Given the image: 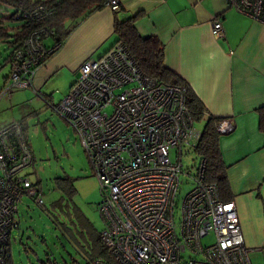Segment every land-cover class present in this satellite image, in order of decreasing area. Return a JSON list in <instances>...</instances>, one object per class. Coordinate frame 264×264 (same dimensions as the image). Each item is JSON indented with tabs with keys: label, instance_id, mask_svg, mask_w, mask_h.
<instances>
[{
	"label": "built area",
	"instance_id": "1",
	"mask_svg": "<svg viewBox=\"0 0 264 264\" xmlns=\"http://www.w3.org/2000/svg\"><path fill=\"white\" fill-rule=\"evenodd\" d=\"M243 15L264 23V0H227ZM106 6L119 9V0ZM53 14L39 2L16 17L38 23ZM212 34L224 35L219 18ZM44 28L34 29L17 48L2 89H33L39 61L47 48ZM79 75L53 109L74 129L102 199L100 237L118 264H251L253 251L244 243L233 201L223 202L217 187L204 181L205 159L189 175L193 187L181 201L176 222L175 200L182 182V155L199 136L185 102V90L141 72L122 42L103 55L84 60ZM37 94L41 92L33 90ZM223 119L217 131L233 130ZM173 151V157L171 152ZM34 154L21 120L0 126V264L10 255V234L17 226L24 196L43 207V194L27 168ZM212 234L213 241L202 240Z\"/></svg>",
	"mask_w": 264,
	"mask_h": 264
},
{
	"label": "crops",
	"instance_id": "2",
	"mask_svg": "<svg viewBox=\"0 0 264 264\" xmlns=\"http://www.w3.org/2000/svg\"><path fill=\"white\" fill-rule=\"evenodd\" d=\"M119 4L117 12L103 6L80 19L61 47L37 68L31 90L52 97L50 82L63 78L64 96L80 64L103 55L115 43V17L137 14L138 33L156 36L164 44L165 66L197 94L205 117H228L234 124L232 132L220 135L219 145L244 243L253 249L249 254L253 264L252 256L264 258V131L258 127L257 111L264 106V23L243 15L227 0H119ZM215 18L222 22V37L212 34ZM10 248L12 255L11 243Z\"/></svg>",
	"mask_w": 264,
	"mask_h": 264
},
{
	"label": "rangeland",
	"instance_id": "3",
	"mask_svg": "<svg viewBox=\"0 0 264 264\" xmlns=\"http://www.w3.org/2000/svg\"><path fill=\"white\" fill-rule=\"evenodd\" d=\"M12 11V7L0 2V23L10 31L20 25L19 21L7 18ZM5 46V43L0 41V124L16 119L25 124L34 154L33 165L27 170L31 172L33 183L39 184L46 207V210H43L30 198H22L16 215L18 227H14L10 234L12 258L17 264H38L37 258H44L46 250L51 258L56 259V264H86L79 252L82 247L78 241L86 247V242L80 239V235L86 236L87 233L102 230L103 220L97 209L102 195L79 137L71 125L52 107L63 97L60 87L65 86L66 80L60 78L50 82L52 97L43 93L37 94L30 88H17L3 93L4 77L9 71L8 64L3 65L8 51ZM223 119L232 122L228 117H222L220 121ZM202 125L203 121H196L194 127L200 131ZM232 131L218 132L222 135ZM171 156L173 157V151ZM198 162L199 158L191 146H185L182 155V182L175 200L176 222L181 201L193 187L188 174H194ZM63 176L69 177L74 191L69 193V197H65L63 202L60 200L55 203L61 197L59 183H62L60 179ZM68 210L69 222L62 214V211ZM63 222L69 224V230ZM72 236L78 238L77 242ZM42 237L45 241H42ZM212 241L211 233L202 240L203 244ZM252 260L253 264H264L261 254L252 256Z\"/></svg>",
	"mask_w": 264,
	"mask_h": 264
},
{
	"label": "trees",
	"instance_id": "4",
	"mask_svg": "<svg viewBox=\"0 0 264 264\" xmlns=\"http://www.w3.org/2000/svg\"><path fill=\"white\" fill-rule=\"evenodd\" d=\"M107 1L108 0H0L1 3L13 8L12 13L7 16V18L20 22V25L11 31L0 23V41L5 43V47L8 50L3 65L8 64L10 68V60L13 52L22 46L29 33L34 29L44 28L45 32L41 33L40 37L44 45L47 48H50L55 44H59V47L41 58L39 63L42 65L61 47L71 31L77 26L80 19L94 10L106 6ZM39 2H47L50 4L53 7V14L38 23H33L22 17H16V13L19 10L30 9L33 5ZM119 10L120 4L119 9L113 11L117 12ZM136 19L137 14H131L122 19L115 17L113 23L115 43L122 42L127 47L142 73L153 77L158 81L180 85L184 88L185 102L193 120V124H195L196 121H203L199 136L192 143L191 149L199 158V161L205 159L203 173L204 181L208 184H214L217 187L219 196L223 202L232 200L233 193L227 175L228 166L222 158L219 145L220 133L216 129V125L220 122L221 117H205L206 108L197 94L186 82H184V80L175 75L165 66L164 44L156 36L142 37L135 27ZM48 40H50L49 43L47 42ZM7 75L4 77V80ZM257 111L260 116L258 127L261 131H264V106L259 107ZM25 130L27 131L26 126ZM60 180L62 182L59 183L61 197L56 200L55 203L60 200L63 202V200L66 199L65 197H69L67 195L74 191L72 184L69 183L68 176H63ZM66 201L69 205V201ZM40 208L46 210L45 203L44 206ZM62 214L63 218H66V221L69 222L67 218L69 216V210L62 211ZM54 220L56 221L57 219ZM65 223L63 222L64 225ZM65 228L69 230V224L66 223ZM73 238L75 239L74 241L77 242L78 238L75 236ZM80 239H82L84 243L86 242L87 245L84 247L78 241V244L82 247V251L79 252L82 254L86 264H118L108 248L103 244L100 237V231L87 233L86 236L85 234L80 235ZM42 240L45 241V238L42 237ZM44 256V258L38 257V264H56V259L51 258L48 252ZM6 264H15L11 253L6 258Z\"/></svg>",
	"mask_w": 264,
	"mask_h": 264
},
{
	"label": "clouds",
	"instance_id": "5",
	"mask_svg": "<svg viewBox=\"0 0 264 264\" xmlns=\"http://www.w3.org/2000/svg\"><path fill=\"white\" fill-rule=\"evenodd\" d=\"M10 251H11V249H10Z\"/></svg>",
	"mask_w": 264,
	"mask_h": 264
}]
</instances>
